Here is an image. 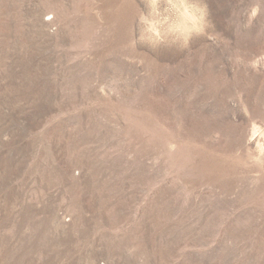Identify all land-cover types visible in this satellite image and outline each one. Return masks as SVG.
<instances>
[{
  "label": "rangeland",
  "instance_id": "obj_1",
  "mask_svg": "<svg viewBox=\"0 0 264 264\" xmlns=\"http://www.w3.org/2000/svg\"><path fill=\"white\" fill-rule=\"evenodd\" d=\"M0 264H264V0H0Z\"/></svg>",
  "mask_w": 264,
  "mask_h": 264
}]
</instances>
